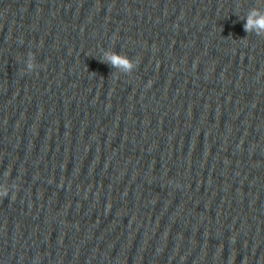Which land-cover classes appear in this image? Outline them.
Listing matches in <instances>:
<instances>
[{
  "label": "clouds",
  "instance_id": "obj_1",
  "mask_svg": "<svg viewBox=\"0 0 264 264\" xmlns=\"http://www.w3.org/2000/svg\"><path fill=\"white\" fill-rule=\"evenodd\" d=\"M243 20L246 21L243 25L244 31L246 33H254L257 36L264 37V12L260 11L258 8H253L249 10ZM243 40L245 39H242L241 41ZM100 61L102 63L108 64L111 68L117 70L115 73H112L114 79L118 78L120 73L130 76L139 64V58L131 59L127 55L119 54L113 50H104ZM25 64L26 67L25 69L21 70V75H24L26 72L31 73L39 67L35 60V54L32 52H29L27 54V60L25 61ZM150 84L151 82H149V86ZM10 172L11 169L5 171L4 177L7 178L10 175ZM18 189V184L12 183L11 185H9L7 180H5L3 183H0V199L8 197L11 190L18 191ZM11 199H16L15 191H12Z\"/></svg>",
  "mask_w": 264,
  "mask_h": 264
}]
</instances>
